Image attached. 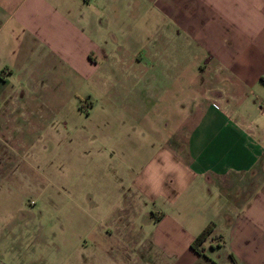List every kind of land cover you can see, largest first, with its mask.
I'll use <instances>...</instances> for the list:
<instances>
[{
	"label": "crops",
	"instance_id": "1",
	"mask_svg": "<svg viewBox=\"0 0 264 264\" xmlns=\"http://www.w3.org/2000/svg\"><path fill=\"white\" fill-rule=\"evenodd\" d=\"M69 78L106 80L107 123L126 118L109 194L154 264H264V0H0V117Z\"/></svg>",
	"mask_w": 264,
	"mask_h": 264
},
{
	"label": "rangeland",
	"instance_id": "2",
	"mask_svg": "<svg viewBox=\"0 0 264 264\" xmlns=\"http://www.w3.org/2000/svg\"><path fill=\"white\" fill-rule=\"evenodd\" d=\"M123 24L152 26L131 19ZM120 55L112 53L114 59ZM107 83L69 78L20 97L17 114L0 117V151L19 144L17 162L0 165V264L155 263L148 246L137 243L145 228L134 227L130 214L117 221L121 199L109 194V128L114 144H123L126 118L107 123ZM104 222L115 227L111 237L101 234Z\"/></svg>",
	"mask_w": 264,
	"mask_h": 264
},
{
	"label": "trees",
	"instance_id": "3",
	"mask_svg": "<svg viewBox=\"0 0 264 264\" xmlns=\"http://www.w3.org/2000/svg\"><path fill=\"white\" fill-rule=\"evenodd\" d=\"M212 231V226L204 227L191 241L190 247L198 254H203V242L207 239ZM234 264H239L232 253L229 254Z\"/></svg>",
	"mask_w": 264,
	"mask_h": 264
},
{
	"label": "built area",
	"instance_id": "4",
	"mask_svg": "<svg viewBox=\"0 0 264 264\" xmlns=\"http://www.w3.org/2000/svg\"><path fill=\"white\" fill-rule=\"evenodd\" d=\"M258 107H259L260 112H261L262 114H264V102H260V103L258 104Z\"/></svg>",
	"mask_w": 264,
	"mask_h": 264
}]
</instances>
